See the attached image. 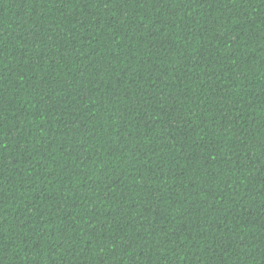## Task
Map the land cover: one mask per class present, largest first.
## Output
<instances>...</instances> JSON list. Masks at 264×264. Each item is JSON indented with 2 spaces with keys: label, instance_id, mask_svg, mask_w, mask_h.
<instances>
[{
  "label": "trees",
  "instance_id": "1",
  "mask_svg": "<svg viewBox=\"0 0 264 264\" xmlns=\"http://www.w3.org/2000/svg\"><path fill=\"white\" fill-rule=\"evenodd\" d=\"M0 264H264V0H0Z\"/></svg>",
  "mask_w": 264,
  "mask_h": 264
}]
</instances>
